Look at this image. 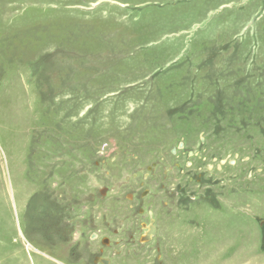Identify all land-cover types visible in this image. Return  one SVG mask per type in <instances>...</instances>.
Listing matches in <instances>:
<instances>
[{"label": "rangeland", "instance_id": "obj_1", "mask_svg": "<svg viewBox=\"0 0 264 264\" xmlns=\"http://www.w3.org/2000/svg\"><path fill=\"white\" fill-rule=\"evenodd\" d=\"M95 257L264 264V0H0V264Z\"/></svg>", "mask_w": 264, "mask_h": 264}, {"label": "water", "instance_id": "obj_2", "mask_svg": "<svg viewBox=\"0 0 264 264\" xmlns=\"http://www.w3.org/2000/svg\"><path fill=\"white\" fill-rule=\"evenodd\" d=\"M103 193H104V191L102 190V194ZM154 234H155V228L150 224L148 226V229L145 232V234L141 236L140 240L141 241H149ZM106 242H107V240L105 239L104 243H106ZM94 262L95 263L99 262L101 264H109V260L103 259V258H95Z\"/></svg>", "mask_w": 264, "mask_h": 264}, {"label": "flooded vegetation", "instance_id": "obj_3", "mask_svg": "<svg viewBox=\"0 0 264 264\" xmlns=\"http://www.w3.org/2000/svg\"><path fill=\"white\" fill-rule=\"evenodd\" d=\"M145 194H146V192H145L143 195H145ZM150 224L155 228V234L151 237V239H153V237L157 235V234H156V232H157V227H156L154 224H152V223H150ZM150 224H141V228H144V230H143V233L139 236V240H140L141 236L145 234V232L147 231L148 226H149ZM151 239H150L149 241H151ZM103 242H104V241H103ZM147 242H148V241H147ZM95 258H98V257H95ZM95 258H94V260H95ZM99 258H101V257H99ZM97 263H99V262H97Z\"/></svg>", "mask_w": 264, "mask_h": 264}, {"label": "bare ground", "instance_id": "obj_4", "mask_svg": "<svg viewBox=\"0 0 264 264\" xmlns=\"http://www.w3.org/2000/svg\"><path fill=\"white\" fill-rule=\"evenodd\" d=\"M107 241H108V240H107ZM140 242H147V241H141V240H140ZM100 264H101V263H100Z\"/></svg>", "mask_w": 264, "mask_h": 264}, {"label": "crops", "instance_id": "obj_5", "mask_svg": "<svg viewBox=\"0 0 264 264\" xmlns=\"http://www.w3.org/2000/svg\"><path fill=\"white\" fill-rule=\"evenodd\" d=\"M158 231V230H157Z\"/></svg>", "mask_w": 264, "mask_h": 264}]
</instances>
